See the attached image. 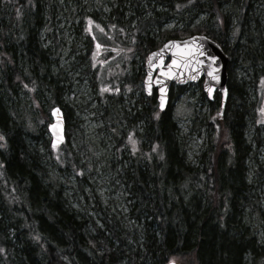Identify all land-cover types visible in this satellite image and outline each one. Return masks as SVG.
Here are the masks:
<instances>
[{"label":"trees","instance_id":"1","mask_svg":"<svg viewBox=\"0 0 264 264\" xmlns=\"http://www.w3.org/2000/svg\"><path fill=\"white\" fill-rule=\"evenodd\" d=\"M162 1L171 3L170 10L177 11L173 0ZM175 2L179 10L193 8L209 13L210 23L164 32L159 43L146 35L150 23L139 22L136 35L130 24L123 23L128 37L121 31L124 41L119 42L118 49L102 44L107 51L105 57L121 63L129 56H124L125 48L133 49L134 38L145 40V55L168 40L205 35L229 56L227 104L217 120L216 142L202 152L198 163L186 157L171 107L161 113L155 97L147 98V103L139 100L134 120L119 113L114 119L109 115L108 127L121 134L119 147L126 146L133 161L130 168L121 169V174L130 187L136 222L133 231L139 229V237L121 227L115 218L107 221L104 231L97 228L86 207H75L70 202L71 186L60 176V166H52L42 149L33 146L35 141L44 140L49 155L63 151L60 160L64 167L78 170L76 155L68 145L77 126L71 124V113L56 99L53 86L48 84L47 88L53 93L50 108L59 106L66 122V143L61 149L53 150L50 141L45 140L47 129L43 123H36L39 115L34 114L35 108L20 114L13 105L16 90L38 91L46 85L42 80L48 63L46 55L59 52L62 44L54 36L53 51H43L38 33L45 28L47 36L54 35L56 4L53 0H0V264H167L173 258L178 264H264V243H258L252 229V223L262 220L261 200L258 188L246 180L249 149L244 140L255 107L248 101L247 90L257 87L258 74L264 76V42L260 40L248 51L249 57H243L251 79L237 85L229 79L236 49H228V20L221 13V4L232 2L239 38L250 30L253 0ZM75 15L66 11L68 19L73 20ZM79 15V30L90 52L96 40L86 27L87 20L100 23L101 17ZM108 23L114 24L110 17ZM79 59L87 62V56ZM129 73L118 78L126 88L133 83V72ZM138 76L142 89L144 77ZM182 89L178 88L179 92ZM118 99L119 94L115 102ZM209 104L216 111L219 96ZM44 118L48 119V112ZM141 122L144 125L139 133L136 127ZM256 176L264 181L263 166ZM138 238L143 240L142 247L133 248L130 241L136 243Z\"/></svg>","mask_w":264,"mask_h":264},{"label":"rangeland","instance_id":"2","mask_svg":"<svg viewBox=\"0 0 264 264\" xmlns=\"http://www.w3.org/2000/svg\"><path fill=\"white\" fill-rule=\"evenodd\" d=\"M53 1L56 5L54 7V30L51 33L54 35L47 36L46 29L43 28L39 31L38 38L40 49L43 51L47 49L53 51L54 36L61 42V49L59 52L54 51L46 55L48 62L46 74L43 75V78L41 76L46 83L45 87L38 91H29L30 93L21 89L16 90L13 105L20 114H26L36 109L34 114H38L40 119L37 118L36 123H43L47 129L48 124L51 123L50 105L53 103V93L47 88L49 85L53 86L57 94L56 99L59 98L62 106L71 113V124L77 126L68 145L70 151L76 155L78 170L74 171L72 168L64 167L60 160L63 151H59L53 156L49 155L44 148V140L35 141L32 143L33 146L42 149L52 166H60V176L71 186L68 190L70 202L75 207H86L97 228L104 231L107 221L115 218L121 227H127L131 229L132 234L139 236L137 234L139 229L133 231V225H136V222L131 211L133 199L129 191L130 187L126 184V177L123 173L121 174V169L130 168L133 161L128 148L126 146L119 147L121 134L110 129L107 121L109 115L112 114L114 119L117 113L121 117L122 115L127 116L130 120L136 119L134 111L137 103L140 99H143L144 102L147 99L142 83L140 84L142 89H140L138 75L143 74L144 77L145 62L150 51L144 55L145 40L134 38L132 40L133 49L125 48L124 56H129L120 63L108 60L105 57L107 51L105 52L101 46L102 44L111 46L112 50L119 48V42L124 41L123 33L128 37L123 23L130 24L135 35L139 22L150 23L146 25V35L159 43L162 33L174 29H193L210 23V15L206 12L193 10V8L179 10V5L175 0L173 1L177 11L170 10L169 4L171 3L162 0ZM231 5L232 2L222 3L221 13L228 20V31L225 38L228 49L234 48V46L236 49L229 79L238 85L241 81L248 82L251 79L249 74L251 71L246 68L243 57H249L248 51L257 47L260 40L262 43L264 42V0H253L252 19L248 22L250 30L239 38L236 35L238 26L234 27L237 20L236 13L231 11ZM68 9L76 13L73 20L66 16ZM48 10L49 8L46 7L45 11ZM80 12L98 14L101 17L100 23L103 24L87 20L86 27L97 41H93L94 45L90 52L85 44V35L79 30L82 21ZM115 12L119 13L117 17H115ZM109 17L114 24L108 23ZM118 18L120 22H118ZM141 32L139 31V34H142ZM98 41L101 45L98 44ZM137 44L140 46L138 47ZM114 52L120 53L117 50ZM83 56H87L86 63L79 59ZM116 56L119 58V54ZM90 59H93L92 63L88 62ZM131 71L133 72V83L132 86L126 88L122 86L124 82L119 83L118 78L125 74H132L129 73ZM256 81L257 87L250 86L247 90L248 101L255 107H252L251 110V120L247 121L244 140L249 149V157L246 161V180L249 184H255L254 188H258L257 192L261 200L262 220L252 223V229L258 243L263 244L264 181L260 182L256 171L260 167H264V76L258 74ZM118 94L119 99L115 102V97ZM209 103L201 84L189 85L180 92L177 87L171 90L169 107H171L172 117L180 130L181 144L185 149L186 157L194 163H198L202 152L208 150L216 142L217 131L215 129L219 128L216 124L220 106L214 111ZM47 112L48 119L44 118V113ZM142 124V122L137 124L136 128L139 133H142L144 125ZM46 139L50 141L48 130ZM259 182L261 186H258ZM89 229L94 235L95 230L92 224ZM130 243L133 248L134 246L141 248L143 240L138 238L136 243L131 241ZM171 260L177 262L175 258Z\"/></svg>","mask_w":264,"mask_h":264},{"label":"water","instance_id":"3","mask_svg":"<svg viewBox=\"0 0 264 264\" xmlns=\"http://www.w3.org/2000/svg\"><path fill=\"white\" fill-rule=\"evenodd\" d=\"M228 61L229 58L222 47L206 36L194 35L185 40H170L148 55L143 82L145 93L151 96L153 90H156L158 108L165 112L170 103L172 86L185 87L202 80L203 92L209 101L214 100L216 93L220 94L222 116L228 97ZM209 71L218 78L209 76ZM50 117V146L57 150L66 141L64 112L56 106L51 109ZM167 264L177 263L169 261Z\"/></svg>","mask_w":264,"mask_h":264},{"label":"snow or ice","instance_id":"4","mask_svg":"<svg viewBox=\"0 0 264 264\" xmlns=\"http://www.w3.org/2000/svg\"><path fill=\"white\" fill-rule=\"evenodd\" d=\"M212 59L214 60L215 58L213 57ZM208 75L209 76H212L213 79H217L218 78V77H216V76L213 75L212 71H209L208 72ZM209 91H211V90H209ZM0 139H2V137H0Z\"/></svg>","mask_w":264,"mask_h":264}]
</instances>
